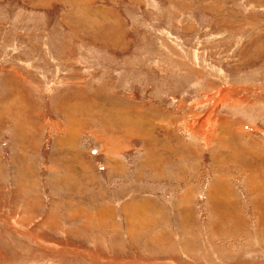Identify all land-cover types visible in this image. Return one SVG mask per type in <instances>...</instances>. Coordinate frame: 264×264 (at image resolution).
<instances>
[{"label":"rangeland","instance_id":"374dc122","mask_svg":"<svg viewBox=\"0 0 264 264\" xmlns=\"http://www.w3.org/2000/svg\"><path fill=\"white\" fill-rule=\"evenodd\" d=\"M0 264H264V0H0Z\"/></svg>","mask_w":264,"mask_h":264}]
</instances>
